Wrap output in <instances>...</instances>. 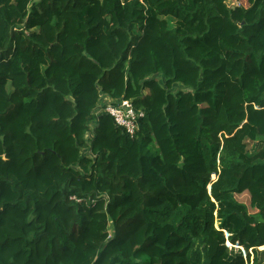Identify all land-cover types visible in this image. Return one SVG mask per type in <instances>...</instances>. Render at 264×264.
Here are the masks:
<instances>
[{
	"label": "trees",
	"instance_id": "trees-1",
	"mask_svg": "<svg viewBox=\"0 0 264 264\" xmlns=\"http://www.w3.org/2000/svg\"><path fill=\"white\" fill-rule=\"evenodd\" d=\"M244 2L0 0V264H264V0ZM104 96L144 111L133 138Z\"/></svg>",
	"mask_w": 264,
	"mask_h": 264
},
{
	"label": "built area",
	"instance_id": "built-area-1",
	"mask_svg": "<svg viewBox=\"0 0 264 264\" xmlns=\"http://www.w3.org/2000/svg\"><path fill=\"white\" fill-rule=\"evenodd\" d=\"M100 113L109 115L115 126L120 128L129 138L136 135L139 123L144 117V111L136 109L129 100H120L116 104L106 103L97 111V114Z\"/></svg>",
	"mask_w": 264,
	"mask_h": 264
},
{
	"label": "rangeland",
	"instance_id": "rangeland-1",
	"mask_svg": "<svg viewBox=\"0 0 264 264\" xmlns=\"http://www.w3.org/2000/svg\"><path fill=\"white\" fill-rule=\"evenodd\" d=\"M225 2H226V4H227L228 6H230V7H232V6H239V5H241V6H245V2H244V0H225ZM157 78L159 79L160 83L163 85V82H164V81H163L162 77H161V76H158ZM178 88H179V87L176 85V86L173 88V90H178ZM106 98H107L106 96L103 97L101 104L97 106V108H96L94 114H97V111L100 109V107H102L104 104L110 102V100H109V101H106ZM110 103H111V102H110ZM91 135H92V134H88V137H90ZM212 178H213V177H212ZM213 179H214V178H213ZM238 199L241 200V201H242V200L245 201V200H246V197H244V196H240V197H238ZM227 246L230 247V244H227Z\"/></svg>",
	"mask_w": 264,
	"mask_h": 264
},
{
	"label": "crops",
	"instance_id": "crops-1",
	"mask_svg": "<svg viewBox=\"0 0 264 264\" xmlns=\"http://www.w3.org/2000/svg\"><path fill=\"white\" fill-rule=\"evenodd\" d=\"M106 100H108L107 98H106ZM102 101V100H101Z\"/></svg>",
	"mask_w": 264,
	"mask_h": 264
}]
</instances>
